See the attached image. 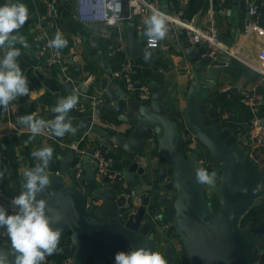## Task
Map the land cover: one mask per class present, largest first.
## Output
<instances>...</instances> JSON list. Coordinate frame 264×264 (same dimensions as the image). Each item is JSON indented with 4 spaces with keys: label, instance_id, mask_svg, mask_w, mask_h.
I'll list each match as a JSON object with an SVG mask.
<instances>
[{
    "label": "water",
    "instance_id": "95a60500",
    "mask_svg": "<svg viewBox=\"0 0 264 264\" xmlns=\"http://www.w3.org/2000/svg\"><path fill=\"white\" fill-rule=\"evenodd\" d=\"M241 4H245L244 0ZM257 15V24L264 28V0L257 7ZM168 17V35L174 48L187 55L195 74L201 73L208 80L205 92L198 96L196 87L188 94L186 115L191 128L212 157L223 163L217 169L215 180L216 200L220 207L216 210L213 201H207L206 184L197 182L194 176L195 169L204 167L200 159L202 147L196 146L187 152L174 148L178 131L176 124L167 117L163 104L169 98L162 97L158 83H149L151 96L142 100L139 90L130 94L124 87L102 78L99 85L110 102L99 105L97 113L109 112L117 120L129 124L120 133L104 136L100 145L102 153L108 150L109 144L124 150L128 163L123 167V174L130 187L138 189L141 182L137 175L146 179L149 166L147 161H143L147 156L141 153L156 138L158 152L168 163L157 167L156 177L159 182L167 181L164 188L175 196L169 200L170 195L162 193L154 201L150 195H144L138 207L126 214L134 207V200L119 193V181L101 183L96 180V162L92 160L91 150L82 160L86 170V192L66 185L65 175L69 161L74 160V152L68 151L64 157L59 154L58 173L38 199L46 201V213L52 218L53 227L62 229L60 240L63 238V243L58 245L61 251L57 254L66 255L72 259V264H89V261L93 264H115L117 252H127L140 246L153 251L155 231L151 214L158 223H171L170 229L180 236L187 250L189 264H259L258 256L264 252V217L253 226H240L241 218L251 206L260 203L259 197L264 193V164L259 166L248 156L249 150L243 148L238 131L229 124L235 120L234 117L226 118L208 99L210 81L216 79L217 70L222 68L212 64L218 59V54H208L206 44L200 47L192 44L187 28L179 27L176 17ZM249 24L250 19H247L246 25ZM142 36L136 35L135 23L129 22L126 43L132 58L139 56L145 44ZM88 53L107 73L111 72L99 47L98 37L92 38ZM69 61L72 63L73 58ZM80 86L85 91L89 89L88 85ZM140 86L136 83V88ZM70 87L71 83H67V88ZM84 100L89 101V97L84 96ZM68 118L78 122L76 117ZM261 123L264 126V118ZM79 124L82 130H88L92 121ZM90 196L101 199L103 203L89 208L87 199ZM155 203L159 206L167 204L171 212L165 214L158 207L149 212V207H155ZM123 215L126 217L124 221ZM167 246L163 254L165 259L168 264H177L171 261L172 241L169 240ZM0 252L8 254L9 261L13 259L11 248L2 242Z\"/></svg>",
    "mask_w": 264,
    "mask_h": 264
},
{
    "label": "crops",
    "instance_id": "0c3cea01",
    "mask_svg": "<svg viewBox=\"0 0 264 264\" xmlns=\"http://www.w3.org/2000/svg\"><path fill=\"white\" fill-rule=\"evenodd\" d=\"M74 1L11 0V2L25 4L29 12V19L20 29V34L26 38L30 47L27 49L22 48L20 45H17V47H21L22 55L18 58V61L28 78V87L32 92L30 96L18 97L16 101L9 105L7 112L0 108V146L7 157L8 166L6 178L0 182V205L5 207L8 214H13L15 211L11 203L13 197L8 192L17 191L20 193L23 171L34 167L38 163L31 153L42 147H51V141L39 135L31 143H28L31 134L26 127L17 123V117L37 112L40 118L53 119L55 114L52 113L51 109L56 105L57 100L68 96L72 92L71 89L67 88V82L64 81L58 67L45 68L38 59L37 52L40 40L36 39V35L41 29L39 18L45 14L47 4L51 5L52 14L45 19V26L49 28L52 37L57 31H60L67 39V54L69 59L73 58L71 64L76 73V82L79 86L81 84L89 86L88 91L81 89L85 93L104 91L99 85L102 78H108L111 83L124 87L120 80L110 79L107 70L92 59L88 50L92 44V38L98 37L99 47L103 51L104 59L109 68L118 67L123 61L125 53L117 52L110 56L108 47L111 42L118 41L120 38L126 40L127 26L129 22L134 21L124 19L115 25L100 21L81 23L77 21L75 16ZM7 2L9 0H0V6ZM244 2L245 4H241V0H161L162 12L168 10L166 15L180 16V21L176 22L179 27H186L184 23L191 20L201 26L208 25L211 22H214L217 26L222 42L228 48V51L220 50L217 53L218 59L212 62L214 65H221L222 68L217 70L216 79L210 81L212 85L208 90V99L211 105L217 106L226 118L234 117L235 120L229 122V124L233 127V130L238 131L239 136L249 133L250 124L254 117L264 118V75L258 70L261 63L259 54L264 48V28L259 25L255 28L250 24L246 25L247 19H250V23H257V13L251 15L249 8L251 6L258 7L261 0H244ZM244 5L245 8L243 9ZM220 9L224 11L222 12ZM167 42L168 44H166ZM202 45L197 44L196 46L200 47ZM146 47L145 43L139 56L133 58V79L140 84H149L151 81L158 83L162 97L169 98V101L163 104L167 110V117L176 124L178 131V139L174 148L177 151L187 152L196 146H200L203 149L200 159L208 162V149L191 128L186 115L188 94L192 93L196 87H198V96L205 92V82L208 80L201 73L195 74L193 64L185 53H180L174 48L168 33L166 38L158 42L155 49H152L153 57L147 63L143 59V52ZM90 68H92L91 71H89ZM85 74L87 76L83 78L82 76ZM244 90H250L261 95L263 102L257 106L249 104L242 96ZM108 102H110L109 99ZM95 114V119H93V110L74 108L69 116L78 118L77 123L72 122V126L77 129V132L75 135L66 134L63 138L66 140L81 139L82 146L101 145L104 136L120 133V131L129 127V124L117 120L116 116L111 115L109 112L100 115L96 111ZM87 121H92L90 129L82 130L79 123ZM12 124L20 127L23 131L15 135L11 141L10 139L6 141V138L13 137L10 133ZM24 134L27 135L26 139L23 138ZM151 141L145 147L146 151L141 153L147 156L143 157V161L149 163L148 176L143 180L140 175H137V179L141 182L139 190L143 192V196L150 195L156 201L164 191V185L167 181L159 182L155 171L157 167L168 165V163L163 160L158 152L156 138ZM239 141L243 148L250 147V142L247 145L240 139ZM107 151L115 156L116 161L122 168L127 165L124 150L109 144ZM60 155L64 157L66 154ZM210 156L212 161L206 163L207 166L204 168L209 173L215 171L217 174V169L222 167L223 163L216 161L211 154ZM48 172L50 180L58 173V171L50 169H48ZM65 181L69 187H76L77 185L82 187L85 184L83 181L76 185L68 170ZM154 186L156 189H153ZM206 188L207 201H213L217 191L215 182L213 186L206 185ZM259 199L260 203L251 206L246 212H250L248 215V218H250L245 223H240V226H253L264 217V193ZM216 203L218 204L217 201ZM137 204V202H134V206ZM219 207L220 205H217L215 209L218 210ZM3 231L6 233V229L3 228ZM0 242L11 248V241L6 234ZM61 243H63V238L60 240L59 245ZM258 259L261 260V264H264L263 255H259ZM42 264H72V259L64 254L59 255L56 253L46 256ZM89 264H93L92 261H89ZM108 264L111 263L108 262Z\"/></svg>",
    "mask_w": 264,
    "mask_h": 264
},
{
    "label": "clouds",
    "instance_id": "9594fccd",
    "mask_svg": "<svg viewBox=\"0 0 264 264\" xmlns=\"http://www.w3.org/2000/svg\"><path fill=\"white\" fill-rule=\"evenodd\" d=\"M145 4L151 14L145 19L147 47L143 52V59L147 63L153 57L152 49L158 42L164 40L169 31L166 13ZM107 10L111 13L109 24H115L121 18L123 11L122 0H108ZM107 14V13H106ZM29 19L28 8L19 2H9L0 6V108L7 112L9 105L18 97L30 96L28 78L24 74L18 58L22 55L21 47L29 48L26 38L20 34V29ZM20 45L21 47H17ZM68 41L63 33L57 31L48 42V47L59 55L60 50L67 47ZM79 89L72 91L68 96L57 100L51 109L54 118L45 120L37 112L18 116L17 123L26 127L31 143L36 136L47 131L49 135L63 138L66 134L75 135L77 129L72 126L68 118L69 113L80 102ZM54 149L42 147L34 150L31 155L38 161L34 167L25 169L22 173V191L11 200L14 213L8 214L5 207L0 205V228L6 229V236L11 241V255L0 252V264H42L46 256L56 254L59 249V240L62 229L53 227L52 218L46 213V201L38 196L50 185L49 165L53 159ZM216 172L209 173L205 168L195 169L194 176L197 182L213 186ZM4 171H0V180ZM115 264H168L164 255L140 246L130 251H119L115 254Z\"/></svg>",
    "mask_w": 264,
    "mask_h": 264
},
{
    "label": "built area",
    "instance_id": "2783aa9c",
    "mask_svg": "<svg viewBox=\"0 0 264 264\" xmlns=\"http://www.w3.org/2000/svg\"><path fill=\"white\" fill-rule=\"evenodd\" d=\"M36 1V0H35ZM107 2L108 0H75L74 1V12L77 21L81 23H90V22H104L109 24V19L111 18V13L107 10ZM123 11L121 12V18L115 23L118 24L121 20L127 19L129 21H134L135 23V32L136 35L141 36L145 30V19L147 16L151 14L150 10L145 4V0H122ZM147 4L153 6V8L161 10V0H147ZM220 11H224L220 9ZM107 13V14H106ZM249 13L251 15H255L257 13V7L251 6L249 8ZM51 5L47 4L45 8V14L39 18V23L41 26L40 31L36 35V39L40 40L39 50L37 52L38 59L40 63L45 68H54L58 67L64 81L67 83H71L70 89L72 91L79 89V98L80 102L75 106L76 109H85L89 108L93 110V119H95V112L99 105L108 103V96L104 91L96 92V93H85L81 87L78 85L76 80L74 79L75 72L73 69V65L69 61L68 54L62 49L60 50V54L54 55V50L48 47V42L53 38L51 32L47 26H45V19L51 16ZM167 19H169L168 15ZM179 15L176 16V19L179 20ZM171 19V17H170ZM110 24V25H115ZM188 30V36L192 44H206L208 48V53L210 55L217 54L220 50L228 51V48L222 42L219 30L214 22H211L208 25L201 26L195 23L194 20L188 21L184 23ZM252 27H257L258 24L255 22L250 23ZM142 40L147 45V37L142 36ZM158 45V44H157ZM125 53L124 59L118 67L111 69L109 73L110 79L120 80L124 88L130 94H134L136 90H139V98L142 100H147L151 96V87L149 84H141L139 88H136V81L133 79V71H134V62L133 58L130 55L129 48L127 46L126 40L120 38L118 41L111 42L108 47V54L114 55L115 53ZM260 66L258 70L264 75V48L260 51ZM254 90V89H252ZM84 96L89 97V101H85ZM243 98L251 105L257 106L263 102L261 95L254 93L250 90L242 91ZM49 120V119H45ZM23 129L12 124V129L10 131L11 135H17L22 132ZM41 137H46L49 140L55 141L64 151H73L74 152V182L75 184H80V182H85L82 187H78L80 190L86 192V170L83 166V158L89 154V150L92 151L91 156L92 160L96 162L95 173L96 180L101 183L106 181L120 182V192L125 194L127 198H132L134 202L139 203L143 198V192L138 189H134L130 187L128 180L123 174V168L118 164L116 158L113 154L106 151L102 153L100 145L93 146H82L81 139L79 140H66L65 138H59L52 135H49L47 131L45 133L39 135ZM239 139L249 144V154L248 156L253 159V161L259 166L262 165L261 161L257 158L255 151L264 149V126L261 123V119L259 117H254L250 124V131L246 135H238ZM203 166L206 167L208 163L207 161H202ZM203 167V168H204ZM8 166H7V157L1 149L0 146V171H4V176L7 174ZM4 179V177H3ZM0 180L1 181H3ZM95 197H88L87 206L91 209L95 208ZM3 228H0V241L4 238ZM260 255H263L262 252ZM259 264H261V260H257Z\"/></svg>",
    "mask_w": 264,
    "mask_h": 264
},
{
    "label": "flooded vegetation",
    "instance_id": "af4514ba",
    "mask_svg": "<svg viewBox=\"0 0 264 264\" xmlns=\"http://www.w3.org/2000/svg\"><path fill=\"white\" fill-rule=\"evenodd\" d=\"M208 162L211 163V160H208ZM153 189H156L155 186H154ZM119 193L121 194V192H119ZM162 193H167L168 195H170V199L169 200L173 199L172 194H171L172 192H170L169 190H166L164 188V191ZM205 194H207V190H205ZM215 198H216V193H215L214 200H213L214 208H215V206L220 205L219 203L218 204L216 203L217 200ZM128 199H130V198H128ZM102 203H103V201L101 199L96 198L95 206L100 205ZM138 205H139V203L136 206H134L133 208H131L132 210H130V211L128 210L126 212V214H129L131 211L135 210L138 207ZM166 206H167V204L162 205L161 207H163V209H164V208H166ZM170 212H171V209H169V211L165 212V214H168ZM125 219H126V217L123 215L122 221H124ZM165 226H166V229H167V230H165L166 234L167 235L172 234V235H174V237L176 236L178 239L177 240H173L171 238H168L164 242L161 243L159 240L156 239L157 236L155 235L154 236L155 246L153 248V251L160 252L161 254H164V251L168 247L167 246V242L170 240V241H172L171 261L173 263L177 262V264H185V260H187L188 264H189V258H188L187 250H186L185 246L182 243V239L180 238V236L175 234L174 230L170 229L171 223L166 222Z\"/></svg>",
    "mask_w": 264,
    "mask_h": 264
},
{
    "label": "trees",
    "instance_id": "16d2710c",
    "mask_svg": "<svg viewBox=\"0 0 264 264\" xmlns=\"http://www.w3.org/2000/svg\"><path fill=\"white\" fill-rule=\"evenodd\" d=\"M63 50L67 53V50L68 49H67V47H65V48H63ZM91 70H92V68L89 69V71H91ZM86 76L87 75L85 74L82 77L83 78H86ZM23 136H24L23 137L24 139L27 138V135L26 134H24ZM14 137H15V135L13 137H11V138H6L5 140L8 141L10 139V141H11L12 138H14ZM50 141H51V147L54 149V153H53V159H52V161L50 162V165H49V169L52 170V171H58L59 168H60V159H59L58 155L59 154L64 155V154L67 153V151L62 150L61 147L58 145V143H56L55 141H52V140H50ZM208 154H209L208 155V159L212 161V158L210 156V152L209 151H208ZM255 154H256L257 158L261 161V163L263 165L264 164V149L256 150L255 151ZM74 162H75V160H72L70 162V164H69V167H68V172H69V174H70V176H71L72 179H74V168H73ZM5 178H6V174L4 176V179ZM8 193L12 197H15V196L19 195V193L17 191H15V192H8ZM185 264H188V261L187 260H185Z\"/></svg>",
    "mask_w": 264,
    "mask_h": 264
},
{
    "label": "rangeland",
    "instance_id": "374dc122",
    "mask_svg": "<svg viewBox=\"0 0 264 264\" xmlns=\"http://www.w3.org/2000/svg\"><path fill=\"white\" fill-rule=\"evenodd\" d=\"M172 194V197L174 198V196H175V194L172 192L171 193ZM159 208V209H161L162 207L161 206H159V205H156V203H155V207H149L150 209H149V212H151V211H153L155 208ZM162 211L165 213V212H167V211H169V209L166 207V208H164V209H162ZM126 213V212H125ZM250 213V212H249ZM249 213H246V215L245 216H243L244 218H242V220H241V222L240 223H245L249 218H248V215H249ZM151 216H153V222H154V231H155V235L157 236L156 237V239L157 240H159L161 243L162 242H164L166 239H168V238H171V239H173V240H177L178 238L175 236L174 237V235H172V234H169V235H167L166 234V232H165V230H167L166 229V222H164V223H158L157 222V219L155 218V216H154V214H151ZM176 234V233H175ZM181 241V240H180ZM182 244V243H181ZM180 244V245H181ZM160 246V245H159Z\"/></svg>",
    "mask_w": 264,
    "mask_h": 264
}]
</instances>
